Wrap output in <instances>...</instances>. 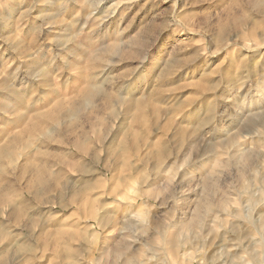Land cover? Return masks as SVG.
<instances>
[{
  "label": "rangeland",
  "instance_id": "rangeland-1",
  "mask_svg": "<svg viewBox=\"0 0 264 264\" xmlns=\"http://www.w3.org/2000/svg\"><path fill=\"white\" fill-rule=\"evenodd\" d=\"M257 2L0 0V264H264Z\"/></svg>",
  "mask_w": 264,
  "mask_h": 264
},
{
  "label": "bare ground",
  "instance_id": "bare-ground-1",
  "mask_svg": "<svg viewBox=\"0 0 264 264\" xmlns=\"http://www.w3.org/2000/svg\"><path fill=\"white\" fill-rule=\"evenodd\" d=\"M264 4V1H259L258 0V2H257V4H256V6L257 7H261L262 5ZM94 90V89H93ZM94 92V91H93ZM140 103V102H139ZM141 104V103H140ZM137 106H140L138 103H137ZM139 121V118L138 117H136V119H135V122L137 123ZM79 145H77L76 144V146H75V149H79V151H82V149L80 148V147H78ZM76 152V151H75ZM46 188H48V189H50L51 188V186L50 185H48V187H46Z\"/></svg>",
  "mask_w": 264,
  "mask_h": 264
}]
</instances>
